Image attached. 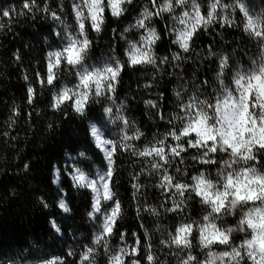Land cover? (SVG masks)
<instances>
[{
    "label": "snow or ice",
    "instance_id": "obj_1",
    "mask_svg": "<svg viewBox=\"0 0 264 264\" xmlns=\"http://www.w3.org/2000/svg\"><path fill=\"white\" fill-rule=\"evenodd\" d=\"M132 3L133 0H71L74 27L65 22L63 5L56 11L47 3L41 7L37 0H22L19 12L12 7H0V20L11 21L13 13L27 14L33 19L37 13H43L61 26L60 31H55L59 46L45 57L46 75L36 73L41 86L55 85L62 70L74 77L71 85L62 84L53 93L55 110L70 104L75 114L84 116L92 105L104 101L103 112L120 124L118 139L106 137L95 124L90 126L95 148L103 154V171L97 169L90 175L75 165H71V170L64 169L76 187L93 193L87 216L98 229L94 238L75 254L69 250L44 258L39 264H67L69 258L73 264H97L101 253L105 264H167L160 259L162 253L153 249L140 215L142 211L155 218L171 215L175 221L164 229L159 240L160 248L169 250L175 264H264V10L254 12L246 0H208L206 11L199 0H149L134 23L119 34L126 39L125 33H140L138 39L126 40V59L112 55L92 63L94 41L89 33L99 35L104 30L106 13L119 18ZM165 13L172 24H166L164 32L172 36L170 42L178 50L158 56L156 47L162 34L153 19H163ZM212 25L240 28L255 42L258 58L244 66L229 54H217L209 48L205 55L216 57L210 79L193 76L190 88L186 87L187 82L181 84L170 108L166 107L168 100L163 92L145 101L164 127V131L157 129L147 136L124 114L126 105L116 102L121 73L126 66L149 65L155 69L156 74L151 77L155 81L156 75L167 71L164 66L180 70L184 61L197 55L193 48L195 38ZM4 28L5 24L0 22V30ZM16 59H20L19 55ZM152 86L143 85L145 89ZM28 94L31 104L35 94L31 86ZM137 141L141 143L138 145ZM118 151L145 161L140 174L132 176L134 199L147 187L160 192L157 205H137L139 226L144 231L132 232L131 244L127 242L129 234L121 232L117 223L123 215L121 201L112 187ZM79 156L88 159L84 152ZM188 157L196 174H191L185 164ZM24 167L27 169L28 165ZM54 174V182H59L61 169L54 168ZM140 175L154 176L156 183H141ZM194 198L203 208L198 219L188 211ZM40 202L48 207L43 198ZM58 207L70 211L63 198ZM229 217L234 226L225 222ZM49 224L55 233H61L54 218ZM156 230L160 231L159 225ZM114 235L118 236L119 245L111 243Z\"/></svg>",
    "mask_w": 264,
    "mask_h": 264
},
{
    "label": "trees",
    "instance_id": "obj_2",
    "mask_svg": "<svg viewBox=\"0 0 264 264\" xmlns=\"http://www.w3.org/2000/svg\"><path fill=\"white\" fill-rule=\"evenodd\" d=\"M21 3L22 0H0V7H12L19 12ZM37 3L41 7L47 3L51 10L56 11L63 5L65 22L74 27L71 0H37ZM148 3L149 0H133L119 18L106 13L104 30L99 35L89 33V38L94 41L90 53L92 63L112 55L121 60L126 59V40H136L140 33L135 30L125 33L126 39H121L119 34L134 23ZM199 3L206 11L208 0H199ZM246 3L254 12L264 10V0H246ZM149 7L151 8L150 4ZM0 22L5 24V28L0 30V264H39L44 258L63 255L69 250H73L75 254L94 238L98 229L87 216L93 193L90 189L76 187L70 176L64 173V169L68 167L71 170V165H75L90 175L97 169L103 171V154L95 148L89 132L90 126L95 124L106 137L118 139L120 124L118 121L113 122V117L103 112V107L106 106L104 101L92 105L84 116L75 114L70 104L62 105L60 110L52 107V96L58 87L74 82V77L68 76L64 70L60 72V80L53 86H41L37 80V72L41 77L46 75L47 52L59 46V38L55 35V31L61 30L58 22L43 13H37L34 19L27 14L17 16L13 13L11 21L9 18H2ZM239 22L237 18V23ZM153 24L162 34L156 47L157 55L164 56L177 51V46L170 42L172 36L164 32V26L172 24L169 14L165 13L163 19L154 18ZM193 48L197 55L184 61L180 70L173 71L170 66H164L167 71L162 70L156 75L155 81L151 79L156 74L155 69L149 65L126 66L121 73L116 102L126 105L124 114L147 136L150 137L157 129L164 131V127L162 122L154 118L155 110L146 106L145 101L155 99L157 94L163 92L168 100L166 107L170 108L175 101L174 93L181 84L187 82L186 87L190 88L193 76L210 79L214 75L213 61L216 57L205 55L209 48L217 54H229L244 66L259 55L255 42L235 26H210L195 38ZM17 55L19 60L16 59ZM145 83H152V88L145 89ZM30 86L35 91L31 104L28 103ZM16 111L19 115L15 114ZM113 111L115 113L116 109ZM136 143L139 145L141 141ZM80 152L86 153L88 159L79 156ZM115 159L112 187L123 208V215L117 223L121 232L129 234L127 242L131 244V233L141 234L144 231L139 226L137 205H157L160 192L155 187H147L141 189L134 199L131 185L135 181L132 176L140 174L145 161L119 151ZM25 164L28 165L27 169ZM185 164L191 174H196L191 168L190 157ZM54 168L61 169L59 182H54ZM140 182L152 185L156 180L154 176L140 175ZM40 198L47 202V208L40 202ZM61 198L70 211L65 212L58 207ZM188 211L198 219L203 208L194 198ZM140 215L151 237L153 249L162 253L160 259L167 264H175L169 250L159 246L164 229L175 223L171 215L155 218L143 211ZM53 218L61 226L59 234L49 224V220ZM225 222L234 226L231 217ZM158 225L159 232L156 230ZM111 243L120 244L117 235L113 236ZM67 264H73L72 258L68 259ZM97 264H105L102 253Z\"/></svg>",
    "mask_w": 264,
    "mask_h": 264
}]
</instances>
